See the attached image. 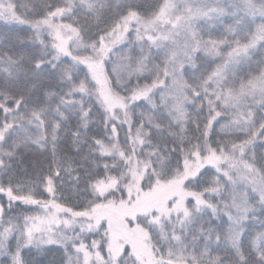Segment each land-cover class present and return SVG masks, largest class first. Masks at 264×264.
Segmentation results:
<instances>
[{"label": "snow or ice", "instance_id": "6c2138e0", "mask_svg": "<svg viewBox=\"0 0 264 264\" xmlns=\"http://www.w3.org/2000/svg\"><path fill=\"white\" fill-rule=\"evenodd\" d=\"M0 23V264H264V0Z\"/></svg>", "mask_w": 264, "mask_h": 264}, {"label": "trees", "instance_id": "16d2710c", "mask_svg": "<svg viewBox=\"0 0 264 264\" xmlns=\"http://www.w3.org/2000/svg\"><path fill=\"white\" fill-rule=\"evenodd\" d=\"M7 26L0 23V34H4L6 31ZM255 228H259V225H255ZM60 253L53 248V251L48 252L46 255H42L38 257L37 259L40 261V264H53V262H56L58 264V261L60 259Z\"/></svg>", "mask_w": 264, "mask_h": 264}]
</instances>
